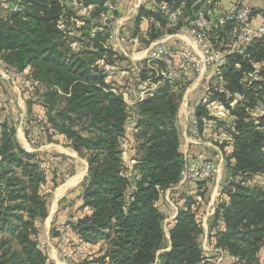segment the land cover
Wrapping results in <instances>:
<instances>
[{
	"label": "trees",
	"instance_id": "1",
	"mask_svg": "<svg viewBox=\"0 0 264 264\" xmlns=\"http://www.w3.org/2000/svg\"><path fill=\"white\" fill-rule=\"evenodd\" d=\"M79 1L91 7L89 15L62 0H9L10 5H18L12 11L0 4V63L7 70L28 69L44 87L43 95L34 92L27 98L29 106L42 104L52 128L41 141L61 135L64 144L84 150L88 174L80 209L89 212L68 225L82 241L101 243L85 263L211 264V256L200 246L202 202L194 196L179 208L169 230V248L163 250L164 214L158 202L164 190L180 180L184 159L177 107L187 81L163 79L135 103L136 154L129 170L124 160L129 106L98 61L114 62L112 47L102 42L109 33L92 32L95 25H102L106 0ZM156 1L179 6V25L193 26L199 10L211 19L208 11L217 0ZM141 15L156 21V31L151 27L147 34L149 42L162 32L159 27L167 25L166 13L142 6L135 19L137 30ZM227 25L219 37L216 31L209 35L224 51L231 49V43L230 39L223 43V37L236 29L233 23ZM228 27L233 29L225 32ZM72 28L80 35L76 41L87 38L89 47H75L76 41L68 35ZM262 59L264 43L258 41L227 54L224 64H212L210 75L218 72L222 77L221 88L211 86L210 91L219 94L228 121L207 109H195L199 133L205 120H211L212 128L224 130L231 141L232 160L221 189L228 199L215 210L225 225L215 233L213 244L226 248L243 264H264V115L251 114L253 107L264 104V70L263 80L244 81L253 63ZM144 67L142 74L153 76L154 71ZM237 91L243 96L240 100L235 98ZM0 127V264H49L39 241L38 223L47 216V195L42 192L47 178L39 154L25 151L16 141L15 121L4 119ZM255 176L263 180L252 182ZM197 195L202 197V191Z\"/></svg>",
	"mask_w": 264,
	"mask_h": 264
},
{
	"label": "crops",
	"instance_id": "2",
	"mask_svg": "<svg viewBox=\"0 0 264 264\" xmlns=\"http://www.w3.org/2000/svg\"><path fill=\"white\" fill-rule=\"evenodd\" d=\"M114 2L117 5V9L115 12L116 16L110 23L111 25H113L112 27L113 29H111L112 37L117 38V35H119V33H124V30L127 28L128 25H135L134 19H136L137 15H139L140 8L142 6L149 8L148 5L149 0H114ZM243 5L248 7L250 6L252 7V9H254V13H251V17L254 23L258 24L260 19L264 17V0H217L214 4V7L208 11V14L209 16H211L210 17L211 19H214L219 15L227 13L233 7H239ZM139 25H156V21L153 18H146L145 16L141 15L139 18ZM181 25L184 24L182 23ZM234 27L236 29L233 30L230 33V35L227 34L223 37V39L221 38L222 42L226 41V44L227 42H229L230 39L231 49L226 51L227 54L232 53L234 51L241 52L244 49V47H239L240 45H238L235 42L234 37L237 32V27L236 25ZM230 29L233 28L228 27L225 32H227ZM167 36L166 38L170 37L172 39H180L182 43L191 46L192 49H195L196 47L195 45L196 43H194L192 40H190L189 38L185 37L182 34L173 33V34H168ZM180 41H178V43H180ZM258 41H262L264 43V37L256 40L255 42ZM250 45H252V43ZM146 51L147 49L138 52L135 55L144 56ZM123 52L125 55H129L128 53L129 50H125ZM236 66L238 67L239 65L236 64ZM1 69H2V65L0 63V70ZM262 70H264V59H262L261 61H255L252 65V69L246 73L244 81H247V83L250 84L253 81L263 80ZM200 81L198 80V78H196L194 82L191 84L190 88L187 89V91L185 92L187 98L191 97L192 89L194 85L200 83ZM3 89L10 91L11 94L15 97L19 111L23 113H28L32 110H36V111L43 110V107L39 104V102H35L29 106L27 102L28 95L25 94L23 91H21L17 85L15 84L7 85L6 83H3ZM234 95L236 100H240L243 97L242 94L238 91L234 92ZM251 110H252L251 114L253 115V117L264 115V104L261 102L255 107H253ZM7 116L8 113L4 109V103L0 101V120L6 119ZM227 116H228V110L226 109L225 105L221 102V119L226 120ZM211 122H212L211 120H205L203 124V129L201 130L199 136L196 137L194 135H191V133L188 131L187 128L188 120L185 115V107L178 110L177 123L179 125L180 136H181L180 151L182 152L185 159H190L197 152L203 151L207 157L218 161L219 155L225 149L228 148L231 150V141L229 140L226 132L222 129H221V133H219V130L215 131L212 128ZM220 137H221V147H217L215 144H213L212 141L215 142L216 139H220ZM15 138L16 141L21 145V147L25 151L30 152L33 150L32 147H30L25 141L24 131L22 127L17 124L15 128ZM41 147L43 150H47L52 153H55L62 160L63 166L70 165L71 168L68 174L66 175L65 179L54 188L55 191L53 193V196H54L55 204L52 205L50 215H47V217H45L44 223L47 225V227H49L52 220L51 218L52 214L53 212L56 211L57 213L60 211L63 212V210L74 211L77 217L79 215L89 212L88 209H80L82 205L81 194L83 191V185L84 182L86 181V177L88 174V163L85 158L84 150H82V155H80L78 151L64 144L63 137H61V135L53 136V140L43 143ZM229 160L230 161L232 160V158H230V155L226 158L224 163L220 164L219 173L214 177V179H212L213 180L212 183L209 184L210 189H208V187L204 188L206 189L208 195L206 196V194H203L202 208H201L202 216L200 221L201 233L199 235L200 246L204 252H210L212 248L218 247L215 246V244H213L215 233L219 230H222L225 225L223 218L221 216L216 217L214 211L218 203H220L221 201H227L228 199V196L225 193L221 192L220 190L222 189L225 179L229 173L228 170ZM258 178L261 179L260 181L263 180V177H258ZM204 182L203 183H196L194 181L178 182L176 185L165 189L164 192L162 193L163 197L161 196V202L163 203L161 204L160 208L164 214L163 230L168 240H169V230L175 222V217L178 213L179 208L184 206L185 199L187 197H191V196L197 198L200 197V195H197V193L204 191L203 189ZM201 184L203 185L202 187ZM206 186H208V184H206ZM177 196L179 197L177 198ZM64 199H66L69 203L63 204V201L61 202V200ZM79 240L81 239L79 238ZM82 242L87 244V242L84 241ZM92 245L99 246V243ZM166 245L167 246L164 249L169 248V241ZM53 248L54 247H52L51 252L52 254L55 253L54 254L56 257L55 262L57 263L58 261L60 263L61 261L58 258L59 252L56 251L55 248L54 249ZM97 248L98 247H96V249ZM81 256L82 255L78 256L76 254L74 259L78 260V257L80 259Z\"/></svg>",
	"mask_w": 264,
	"mask_h": 264
},
{
	"label": "rangeland",
	"instance_id": "3",
	"mask_svg": "<svg viewBox=\"0 0 264 264\" xmlns=\"http://www.w3.org/2000/svg\"><path fill=\"white\" fill-rule=\"evenodd\" d=\"M9 0H0L1 7H5V5H10ZM135 21V19H134ZM100 22L102 25H100L102 28L100 29V26L95 25L92 28V32H98V31H103L107 30L109 35L105 40H102L104 45L112 47L113 51L112 52V57L114 59L113 63H107L103 62L101 59L98 60L100 64H103L104 69L109 72V77L108 81L117 89L121 90L122 93L124 92V98L127 102H129V117L126 123V135L124 139V160L129 168V170L132 169L134 161L133 158L135 157L136 151H135V146H136V139L134 136V131H133V125L136 123V116H135V103L138 100H142L145 98L148 94L153 92V90L162 82H159L157 86H155V83L157 82V79L151 76V73L148 72L146 77L144 74H142L141 70L143 65L145 64V69L146 68V63L147 59L152 57L154 54V51L157 49L158 45L160 44H165L169 46L170 48H178L179 45H182L180 39H172V38H166L168 34H173V33H179L184 35L185 37L189 38L192 40L188 34H186L183 31L184 27H187V25H178L177 29L170 27L169 25H165L162 27H159L157 30H160V34L152 39L151 41H146L148 38L147 34L149 35V29L152 27L154 31L156 25L151 26V25H138V30L136 29V25H128L127 28L124 30V33H119L117 35V38L112 37L111 34V29H113V25H111L110 22L104 21L102 17H100ZM98 28H97V27ZM71 33L68 34L71 38L69 40L73 41L74 40H80L79 38V33L74 32V29L72 28ZM208 34L210 33H216L215 30H208ZM145 35V36H144ZM119 37V38H118ZM168 37V36H167ZM85 38L83 42L81 41H76L75 47L79 50H82L85 47H89L87 43L89 42ZM213 40L212 38H210ZM180 41V43H178ZM193 41V40H192ZM215 41V40H213ZM194 42V41H193ZM178 43V44H177ZM196 43V42H194ZM196 47L193 49V51L197 54H200V47L195 44ZM129 47V49H128ZM217 47L220 48V45H217ZM109 49V48H107ZM147 49L146 53L144 56H139L135 55L138 52H141L143 50ZM198 49V50H197ZM129 50V55H125L123 51ZM126 53V52H125ZM108 55V53L106 54ZM175 66H178V59L173 60ZM217 64V63H214ZM173 69V65H172ZM177 69V68H176ZM212 64L209 66H205L204 68H201L197 71V73L194 75L189 80H186V86L183 91V94L180 97L178 107H177V120H178V110L181 108H184L187 105H194L195 109L196 106L202 108V109H207L209 110L211 115H214L215 117L221 119V100L219 97V94H216V92L210 91L211 86L213 88H221V74L218 72L215 73L214 75H210L212 72ZM154 75V72H153ZM219 75V76H218ZM145 76V77H144ZM218 76V77H217ZM144 77V78H143ZM152 77V78H151ZM208 77V78H207ZM198 78L200 83L194 85L192 89V95L191 97L187 98L185 95V92L187 91L188 88H190L191 84L194 82V80ZM171 80V79H170ZM173 81H180V79L176 80H171ZM153 85V88H149L151 84ZM41 91V92H40ZM40 91H36V95H43L44 94V89ZM210 91V92H209ZM26 93V91H24ZM191 92V91H190ZM197 103V105H196ZM41 106L42 104L39 103ZM43 107V106H42ZM43 111H45L43 107ZM181 137V136H180ZM181 141V138H180ZM213 144H215L217 147H221V137L220 139H216V141H212ZM69 147L73 148L71 145H68ZM76 150L75 148H73ZM82 155V150H76ZM30 152H38L39 154V161H40V166L42 169H44L47 182L42 186V192L47 195V215H50V211L52 208V205L55 204L54 202V188L58 184H60L68 174L70 168L69 166H63L62 165V160L55 154L47 150H43L42 147L39 150H32ZM185 157L183 156V159ZM69 163V162H68ZM259 176L254 177V181H260L261 179L258 178ZM212 179L209 181H201L200 183L204 182V188H209V184L212 183ZM208 182V183H207ZM54 183H57L54 186ZM208 184V186H206ZM200 185V184H199ZM203 185L201 184V187ZM221 191V190H220ZM206 189L202 191L203 194L208 195ZM163 197V196H162ZM179 196H177L178 198ZM203 196L197 198L196 200L199 202H202ZM63 201V204L69 203L66 199L61 200ZM163 202H161V198L158 202V205L161 206ZM202 204V203H201ZM217 207V206H216ZM202 208V207H201ZM216 210V208H215ZM65 211V212H64ZM202 211V210H201ZM215 213V211H214ZM83 215V214H82ZM79 215V216H82ZM202 216V212H201ZM47 217V216H46ZM77 217L76 213L74 211H66L63 210L58 212H53L52 214V220L50 223V226L47 227V225L44 223V220L42 222L38 223L39 227V241L40 245L42 246L41 242L44 241V246L43 249L46 252V255L49 259V264H65L64 261L62 260V251L64 249L71 250V251H76L77 248L84 249L85 252L82 254L81 258L75 261L77 264H95L96 262H88L85 263L86 260H90V254L96 252V247L98 245L94 246L91 243H83L77 235H75L71 228L69 227L68 223L71 221H74ZM44 223V224H43ZM164 227V224H163ZM164 229V228H163ZM166 230V228H165ZM56 233V234H55ZM165 233V232H164ZM167 236L165 234V241H164V248H166V244L168 243ZM101 243H99L100 245ZM52 247L55 248L56 251H58L59 255L58 258L62 262H55L56 257L55 253L52 254ZM53 248V249H54ZM163 248V250H165ZM209 255L211 256V264H215L216 261V255L213 253L209 252ZM222 264H240L238 261L233 262L229 258H222L221 259ZM243 264V263H241Z\"/></svg>",
	"mask_w": 264,
	"mask_h": 264
},
{
	"label": "built area",
	"instance_id": "4",
	"mask_svg": "<svg viewBox=\"0 0 264 264\" xmlns=\"http://www.w3.org/2000/svg\"><path fill=\"white\" fill-rule=\"evenodd\" d=\"M62 1L71 6L80 8L83 14L89 15L90 13L91 7L82 5L79 0ZM148 5L149 8L157 7L162 9V11L166 13L167 25L177 29L181 15V8L179 6L170 8L164 3L156 0H149ZM5 7L9 11H12L17 9L18 5L15 3L5 5ZM104 9L102 13L103 20L111 22L116 16V3L113 0H106L104 2ZM229 23H233L237 27L234 38L235 42L240 45L239 47H246L264 37V17L260 19L258 24H255L248 6L233 7L227 13L219 15L214 19H208L205 12L199 10L194 17L193 26L184 27L183 31L200 47V54L197 56L192 47L185 43L179 45L178 48H170L165 44L158 45L154 54L147 59L146 63V68L154 71L153 77L157 79L155 86L163 79L189 80L194 77L199 69L205 66H209L213 63L224 64L226 62L227 52L217 47V43L210 39L207 30H215L217 32L216 37H219L220 32H222ZM175 59H178L177 67L173 62ZM3 83L7 85L15 84L21 91H26V93H24L27 95L33 94L37 90L40 91L41 87L42 89H44V87L30 76L28 69L17 72L2 67L0 70V101L4 103V109L8 113L6 119H12L17 125L21 126L24 131L26 143L32 147L33 150H38L43 144L41 138H43L45 134L50 135L52 133V128L46 123L45 112L43 110H32L28 113L19 111L15 97L10 91L3 89ZM149 88L152 89L153 85L151 84ZM122 94L124 95L125 93L123 92ZM127 104H129V102H127ZM185 115L188 120V131L191 135L198 137L200 133L194 105L185 106ZM2 121L3 120H0V124ZM230 153V149H225L219 155L218 161L207 157L203 151L197 152L190 159L184 158L180 170L179 182L209 181L214 179L220 171V164L225 162ZM41 244L44 246V241H42ZM84 252L85 250L80 248H77L76 251L64 249L61 255L62 260L65 264H74L76 261L74 259L75 255L77 254L79 256L84 254ZM210 253L216 255L215 264H222V258H229L233 262H239L238 257L233 256L226 248L221 246L212 248Z\"/></svg>",
	"mask_w": 264,
	"mask_h": 264
},
{
	"label": "bare ground",
	"instance_id": "5",
	"mask_svg": "<svg viewBox=\"0 0 264 264\" xmlns=\"http://www.w3.org/2000/svg\"><path fill=\"white\" fill-rule=\"evenodd\" d=\"M67 184V183H66ZM60 186V185H59ZM66 187V186H65ZM59 190V189H58ZM60 191V190H59ZM59 193V192H58ZM50 217V216H49Z\"/></svg>",
	"mask_w": 264,
	"mask_h": 264
}]
</instances>
